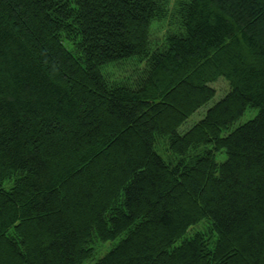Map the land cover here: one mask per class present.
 Instances as JSON below:
<instances>
[{"label":"trees","instance_id":"1","mask_svg":"<svg viewBox=\"0 0 264 264\" xmlns=\"http://www.w3.org/2000/svg\"><path fill=\"white\" fill-rule=\"evenodd\" d=\"M86 261L264 264V0H0V264Z\"/></svg>","mask_w":264,"mask_h":264},{"label":"rangeland","instance_id":"2","mask_svg":"<svg viewBox=\"0 0 264 264\" xmlns=\"http://www.w3.org/2000/svg\"><path fill=\"white\" fill-rule=\"evenodd\" d=\"M175 2H176V0H169V8H171V6H173ZM168 27H169V22L166 19L155 22L152 26V29H151L152 37L153 38H159L161 40V38L163 37V34L167 31ZM120 63H124V64H122L119 67L111 66V67L103 68V73H104L105 77L117 78V79L118 78L125 79V78L129 77L132 74L131 68H132V65L135 64V61L124 59ZM140 63L143 66V62H140ZM212 86L214 87L217 95H215L214 98L212 100H210V102L205 107L202 108L203 110H206L209 106H211L217 100H219V98H221L227 90V83L222 79L216 80L212 84ZM255 112H256L255 110H251V114L250 113L246 114V116L244 117V120L250 118L253 115V113H255ZM191 123H192V121H188V123L186 125L189 126ZM106 247H108V244L104 243V247L102 246V249H101L100 253H98V255L101 254V252H103L106 249ZM91 263H92L91 261H89V262L86 261L82 264H91Z\"/></svg>","mask_w":264,"mask_h":264}]
</instances>
